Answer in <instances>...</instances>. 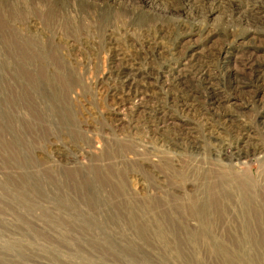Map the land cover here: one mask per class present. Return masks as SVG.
<instances>
[{
    "label": "rangeland",
    "instance_id": "obj_1",
    "mask_svg": "<svg viewBox=\"0 0 264 264\" xmlns=\"http://www.w3.org/2000/svg\"><path fill=\"white\" fill-rule=\"evenodd\" d=\"M15 33L54 83L0 74V264H264V0H0V60ZM197 61L213 100L175 104Z\"/></svg>",
    "mask_w": 264,
    "mask_h": 264
},
{
    "label": "bare ground",
    "instance_id": "obj_2",
    "mask_svg": "<svg viewBox=\"0 0 264 264\" xmlns=\"http://www.w3.org/2000/svg\"><path fill=\"white\" fill-rule=\"evenodd\" d=\"M232 8L233 7L230 8V11H232ZM212 9L213 8H211V10L210 9L209 10L212 11ZM6 40H8V39H6ZM9 41H11L10 42L11 51L9 53V56L3 57V59L0 60V74H2V73L5 75L11 74L13 77L18 78V79H22V77L26 78L27 79L26 86H28L30 84L29 80L33 81V80L37 79L38 77H41V79H42L41 83L38 84L39 86H41V85L43 86L44 84L50 85L51 81H52V83H54V81L50 78L49 74L47 73L46 59H48V58L46 57L42 47H39L38 44L34 43L33 41H31L27 38H23L16 33L13 34L12 40H9ZM155 41L157 42V39L154 37L153 41H151V42L154 43L156 46L157 44ZM148 45H149V47H147L146 49L143 48V53L148 60L164 61L165 59H167L166 56L168 55L167 54L168 50L165 47H162V49L163 48L164 49H163V51H160L161 49L159 47H155L154 48L155 50H152L153 48L150 47V43H148ZM3 51H5V50H3ZM7 55H8V53H7ZM220 55L221 54L219 51L215 52L212 50V51H209L206 53L205 60L208 63L215 61L216 65H219V66L222 65L221 68H223V66H225V63H223L220 60ZM138 57H139V60H143L140 56H138ZM203 60H204V58H203ZM206 62L197 61V62L189 65V73L191 74L192 77H189L188 80H186V83H187L186 85H187L188 91L177 90L178 92H176V95L175 96L173 95L174 98L172 99V102H174L175 104H179V105L184 106L187 101L194 99V96L189 93V92H193V91L196 92L198 95H201L203 97V99H205L208 102H211L213 100L214 91H213V88L210 84V80H208V78L210 77L209 76L210 71H209V66ZM219 62H220V64H219ZM156 72H157L158 76L160 75V77L164 76V75L170 76L169 72H171V68H169V66L163 67L162 65H160L159 69H157ZM115 74H116L117 82H119L122 85H125L128 81H132V82L137 83V80L135 79L136 75L138 76L137 73L132 74V78H131L130 76H128V74L126 72L119 69V70L115 71ZM260 74L264 75V66L258 67L256 69V72L254 75H260ZM205 77H208V78H205ZM234 77H235L234 80H236V81H237V79L239 80L237 82H240L242 80L241 78L237 77V73L234 74ZM263 80L264 79H262L261 81H263ZM242 85H245V83H243ZM135 93H136L135 96L137 98H139L137 108L143 106L146 110H148V118L147 119L149 120V122L157 125V122L160 121V117L158 116V114L162 113L163 105L160 106L159 105L160 102L157 99H155L154 101L146 100L143 97L142 93L139 92L138 90ZM24 95H25V93H24ZM43 99L44 100L42 102L45 103V106H46L44 108L45 112H49L52 115L60 112V110H61L60 100H58L57 98L52 97L50 95L48 97L43 96ZM156 102H158V104H156ZM22 104L26 105V104H24V99H23ZM30 113L32 114V112L29 111L28 114H30ZM53 117H55V116H53ZM239 140H240V138H239ZM190 148L192 151L193 150H197V151L199 150V148H197L196 146H190ZM241 150L242 149L239 148V146H238V142H235L232 144L226 143V145L223 144L222 148H220V151H222V155L225 156L226 160L228 159L227 161H229V162H233V161L240 162L242 159L247 158L249 151L245 150L246 151L245 152V151H241ZM33 168H35V167H33ZM213 189H216V188H213ZM212 195H213V193H212ZM224 197H226V196H224ZM216 201H217V198H216ZM219 201L220 200H218L217 202H219ZM211 203H213V202H211ZM252 215H254V213ZM256 217H257V221H259L263 218V216L261 215L260 212L256 213Z\"/></svg>",
    "mask_w": 264,
    "mask_h": 264
}]
</instances>
